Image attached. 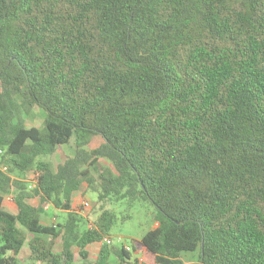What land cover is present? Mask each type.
<instances>
[{
    "label": "trees",
    "instance_id": "16d2710c",
    "mask_svg": "<svg viewBox=\"0 0 264 264\" xmlns=\"http://www.w3.org/2000/svg\"><path fill=\"white\" fill-rule=\"evenodd\" d=\"M33 105L43 129L26 125ZM0 148V264L26 244L45 264H71L74 246L86 256L119 221L110 196L154 205L158 227L133 246L152 262L105 246L96 264H264V0H0ZM4 163L36 168L37 185ZM95 180L101 214L82 229L73 196ZM48 204L62 225L42 223Z\"/></svg>",
    "mask_w": 264,
    "mask_h": 264
},
{
    "label": "rangeland",
    "instance_id": "374dc122",
    "mask_svg": "<svg viewBox=\"0 0 264 264\" xmlns=\"http://www.w3.org/2000/svg\"><path fill=\"white\" fill-rule=\"evenodd\" d=\"M20 98V97H19ZM23 98H20L22 102ZM23 117L25 119L27 127H40L44 128V121L46 118L45 112L38 106H27L24 108ZM102 138L95 136L92 139V143L87 146L88 150L98 147L102 143ZM75 147L73 141L71 143L60 146L57 151L48 156L46 159L50 161L53 167H56L59 163L63 162L68 156L74 155ZM100 165L103 170H107L112 174H116V169L111 162L105 159L100 160ZM2 166H7L8 173L14 181L22 182L23 185L30 188L33 180L36 178L35 174L37 172L36 168L28 171L20 172L18 170L12 169L11 165L8 163L2 164ZM92 174L94 178L98 175L96 171L92 169ZM98 190H100V182L98 180L94 181V185L91 186L87 182H84L80 189L74 194L72 200L73 209L79 213L82 218V229L91 228L94 226V222L101 214V202H98ZM19 192L15 185H12L10 190L5 194L16 196ZM30 203L33 205H38L40 198L38 196L32 197ZM89 202L87 206L84 203ZM4 206L7 210L16 213L18 207L16 202L10 199H5ZM105 207L111 210L116 216H118V223L113 226L110 233L106 235L105 238H111L112 243L108 244L105 240L103 242L93 243L87 246L85 249L87 255L84 256L79 247H73V259L71 264H96L102 248L108 246V248L117 247L122 248L124 246H129L134 258H138L141 261L146 260L151 263L152 259L150 255L144 250H137L133 252L134 242L141 239V237L148 231L158 227L157 211L154 205L149 200H144L142 198L133 199L131 197H121L120 196H110L107 199V204ZM66 219V211L63 209H58L52 204H48L45 207V211L42 215V223L47 225H62ZM29 236H31L29 234ZM44 239L49 242L51 236L45 235ZM54 250L61 253L63 250L62 241L58 238L55 242ZM19 264H45L39 261L30 259V251L28 245L26 244L20 254L17 256ZM183 259L186 263H194L198 261L197 253H186L183 255ZM108 264H118V259L115 255H111L108 259Z\"/></svg>",
    "mask_w": 264,
    "mask_h": 264
},
{
    "label": "built area",
    "instance_id": "2783aa9c",
    "mask_svg": "<svg viewBox=\"0 0 264 264\" xmlns=\"http://www.w3.org/2000/svg\"><path fill=\"white\" fill-rule=\"evenodd\" d=\"M4 153V149L0 148V157L3 155ZM6 169V168H5ZM39 176V172L37 171L35 174V179L33 180L32 184H30V188H34L37 185V178ZM7 197L4 196V200L5 199H10L13 201V196L12 195H6ZM85 205H89L90 203L87 201L84 203ZM108 244L112 243V239L111 238H105L104 239ZM126 248V250L131 251V248L129 246H124Z\"/></svg>",
    "mask_w": 264,
    "mask_h": 264
},
{
    "label": "crops",
    "instance_id": "0c3cea01",
    "mask_svg": "<svg viewBox=\"0 0 264 264\" xmlns=\"http://www.w3.org/2000/svg\"><path fill=\"white\" fill-rule=\"evenodd\" d=\"M4 203H5V200H4Z\"/></svg>",
    "mask_w": 264,
    "mask_h": 264
}]
</instances>
